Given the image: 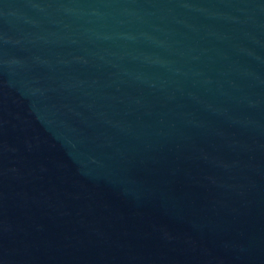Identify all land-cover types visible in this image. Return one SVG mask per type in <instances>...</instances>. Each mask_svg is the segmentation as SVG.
I'll use <instances>...</instances> for the list:
<instances>
[{
    "label": "water",
    "instance_id": "obj_1",
    "mask_svg": "<svg viewBox=\"0 0 264 264\" xmlns=\"http://www.w3.org/2000/svg\"><path fill=\"white\" fill-rule=\"evenodd\" d=\"M0 264H264V0H0Z\"/></svg>",
    "mask_w": 264,
    "mask_h": 264
}]
</instances>
